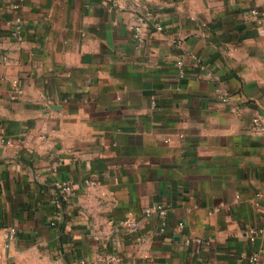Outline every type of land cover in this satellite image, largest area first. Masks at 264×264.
<instances>
[{
    "label": "crops",
    "instance_id": "obj_1",
    "mask_svg": "<svg viewBox=\"0 0 264 264\" xmlns=\"http://www.w3.org/2000/svg\"><path fill=\"white\" fill-rule=\"evenodd\" d=\"M254 10L264 0H0V264H264ZM157 204L167 216L146 218Z\"/></svg>",
    "mask_w": 264,
    "mask_h": 264
},
{
    "label": "built area",
    "instance_id": "obj_2",
    "mask_svg": "<svg viewBox=\"0 0 264 264\" xmlns=\"http://www.w3.org/2000/svg\"><path fill=\"white\" fill-rule=\"evenodd\" d=\"M18 8V7H16ZM253 16L257 17L259 19L258 21V25H263L264 26V13L262 12H259L258 10H254L252 12ZM137 30L139 32H141V29L140 28H137ZM158 30L159 31H162L163 28L161 26H158ZM13 35L15 37H17L18 39H21L22 38V29H21V25H20V21H18V26L15 28L14 32H13ZM180 67L183 66V63L182 62H179L178 63ZM228 97H224L223 100L225 102L228 101ZM232 113H236L237 110L234 108L231 110ZM253 123H254V127L256 130L258 131H261L263 130V127H262V124H261V120L260 118H255L253 120ZM11 142L8 141V144H10ZM86 184L88 186H94L96 185L95 182H90V181H87ZM55 188L60 191L61 193L67 195V196H71L73 194V186L71 185V183L69 182H65V181H57L55 182L54 184ZM167 208H165V206L163 205H160V204H157L149 209H147L145 211V217L146 218H150V217H153V216H159V217H166L167 216ZM122 227L126 228V229H130V230H135L138 226H139V223L135 220H125L123 221V223L121 224ZM11 233L14 234L15 233V230H11ZM250 240L252 242L255 241L256 239V236H257V231L255 230H251L250 231ZM101 261H105L106 263L108 264H119L120 262V259L117 257V256H113V255H106V256H101L100 259ZM253 260L256 261L257 260V256H254L253 257ZM79 264H90L88 261L86 260H82Z\"/></svg>",
    "mask_w": 264,
    "mask_h": 264
}]
</instances>
